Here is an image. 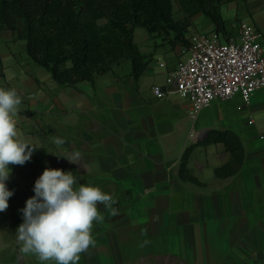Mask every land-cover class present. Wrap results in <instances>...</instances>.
Here are the masks:
<instances>
[{"label": "crops", "instance_id": "0c3cea01", "mask_svg": "<svg viewBox=\"0 0 264 264\" xmlns=\"http://www.w3.org/2000/svg\"><path fill=\"white\" fill-rule=\"evenodd\" d=\"M173 3V19L184 20L186 12ZM221 13L226 40L239 36L241 22L264 33V0H225ZM190 20V44L197 34L215 31L203 13ZM174 36L135 29L134 40L149 60L139 80L125 62L93 82L63 85L30 56L26 40L0 31V87L22 97L18 135L36 147L29 162L10 165L7 186L14 195L0 212V264H39L20 252L15 231L19 210L46 166L72 171L116 200L114 215L98 205L103 220L93 226L95 245L78 264H264V89L248 104L240 93L216 100L192 120L189 100L153 90L166 88L168 74L189 54V45ZM192 129L203 138L210 130L235 132L245 149L242 168L218 177L215 169L231 159L225 145L195 146L188 171L201 184L182 179L186 149L203 139H192ZM74 152L83 168L52 154Z\"/></svg>", "mask_w": 264, "mask_h": 264}, {"label": "trees", "instance_id": "16d2710c", "mask_svg": "<svg viewBox=\"0 0 264 264\" xmlns=\"http://www.w3.org/2000/svg\"><path fill=\"white\" fill-rule=\"evenodd\" d=\"M174 0H0V31L10 30L27 41L30 56L63 85L93 82L96 75L131 63L136 80L144 74L148 57L134 40L137 27L160 36L175 34L174 42L191 45L190 18L203 13L215 31L227 36L221 7L225 0H177L187 17L174 18ZM2 67L0 61V68ZM222 143L231 154L216 176L228 177L244 164L245 149L233 131L210 130L189 146L181 160L182 179L201 184L189 174L188 160L195 146Z\"/></svg>", "mask_w": 264, "mask_h": 264}, {"label": "clouds", "instance_id": "9594fccd", "mask_svg": "<svg viewBox=\"0 0 264 264\" xmlns=\"http://www.w3.org/2000/svg\"><path fill=\"white\" fill-rule=\"evenodd\" d=\"M21 103L15 89L0 87V212L9 207L14 195L7 186L12 175L10 165H24L36 150L18 135L16 117ZM55 143L62 145L64 141L56 139ZM52 154L82 167L79 152L71 157ZM33 192L19 210L22 223L15 234L20 252L34 255L39 264H78L80 254L95 245L93 226L103 220L98 205L116 214L112 194L81 183L72 171L46 166L35 180Z\"/></svg>", "mask_w": 264, "mask_h": 264}, {"label": "built area", "instance_id": "2783aa9c", "mask_svg": "<svg viewBox=\"0 0 264 264\" xmlns=\"http://www.w3.org/2000/svg\"><path fill=\"white\" fill-rule=\"evenodd\" d=\"M238 28L239 36L227 40L216 31L197 34L188 56L166 77V88L156 85L154 93H176L189 100L192 120L214 101H228L238 93L248 104L264 89V33L251 23L241 22ZM204 135L194 129L190 133L192 139Z\"/></svg>", "mask_w": 264, "mask_h": 264}]
</instances>
